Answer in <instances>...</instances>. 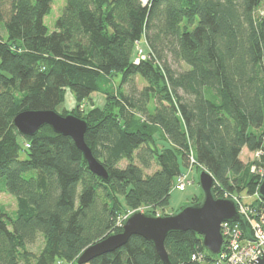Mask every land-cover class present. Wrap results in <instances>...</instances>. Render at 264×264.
<instances>
[{
  "label": "trees",
  "instance_id": "trees-1",
  "mask_svg": "<svg viewBox=\"0 0 264 264\" xmlns=\"http://www.w3.org/2000/svg\"><path fill=\"white\" fill-rule=\"evenodd\" d=\"M53 1L0 0V181L17 202L15 213L0 206V264H77L86 247L121 231L125 214L164 210L191 154L215 177V197L257 192L263 177L241 153L264 149V0H66L49 32ZM67 90L76 104L58 111ZM93 93L105 103L81 111ZM27 109L86 119L85 141L109 180L50 125L22 134L13 120ZM165 246L171 264H199L197 252L214 259L190 230L171 232ZM84 264L166 263L133 235Z\"/></svg>",
  "mask_w": 264,
  "mask_h": 264
},
{
  "label": "water",
  "instance_id": "water-1",
  "mask_svg": "<svg viewBox=\"0 0 264 264\" xmlns=\"http://www.w3.org/2000/svg\"><path fill=\"white\" fill-rule=\"evenodd\" d=\"M17 129L24 135H35L40 128L50 125L59 134L70 136L82 151L90 170L109 180V172L94 156L91 147L85 141L88 128L86 119L73 113L61 114L56 110L27 109L18 113L13 120ZM199 183L203 192L201 200L182 206L176 213L157 215L141 210H134L126 216L122 229L86 247L77 257V264H84L92 259L112 252L124 246L131 236L140 235L151 241L160 257L171 264L166 246V237L171 232L193 231L202 236L203 246L212 254H218L223 245L221 224L223 221L243 222L237 203L231 198L215 197L213 187L215 177L203 168ZM258 196L264 200V177L257 189ZM254 264H264V255Z\"/></svg>",
  "mask_w": 264,
  "mask_h": 264
},
{
  "label": "rangeland",
  "instance_id": "rangeland-1",
  "mask_svg": "<svg viewBox=\"0 0 264 264\" xmlns=\"http://www.w3.org/2000/svg\"><path fill=\"white\" fill-rule=\"evenodd\" d=\"M144 1L147 2L148 0H144ZM65 3H66V0H54L53 1L52 9H51L50 13L45 16V20H44L45 24L48 27L49 32H52L53 30L56 29V27H55L56 20L59 17V15L62 13V9H63ZM0 33H2V35H4V36H7V31L4 27L3 21H0ZM149 50L150 49L146 45V43L144 42V39H142L137 46V52L141 51V52L148 54ZM172 65L174 68H176L178 70H183L187 67L184 63H178V62H172ZM120 79H121V74H118L114 77V82L116 84H118ZM144 84L145 83L143 82V80H141L139 78L138 79L139 88L144 86ZM104 103H105V98L103 95H101L99 93H93L91 99L83 101L80 109H81V111L86 113V111L90 108V106H93V104L102 105ZM75 104H76V101H75L73 93L70 90H67L65 93V101L59 106L58 111H63V110L70 111L73 109ZM150 107L153 110V108H154L153 102L151 103ZM156 137L159 138V142H161L162 144H165V145L167 144L166 141H164V139H162L160 137L159 131L157 132ZM243 156H244L246 164H248V166L250 167V171L261 177V175H260L261 173H259V170L261 172V169L263 167L264 157H262L261 154H258L256 151H250L248 149L244 150ZM125 164H126L125 161L122 162V165H125ZM154 169L155 168L153 167L152 169L147 170V172L151 173L152 171H154ZM183 171L185 173H187L186 177L191 182L183 190L173 188V190L171 192L169 205L167 207H165L164 210L159 208L157 210V213H158L157 215H162L161 213H164V212L167 214L176 213L182 206L189 204L194 196L197 195V196L203 197V192H202V189H201V186L199 183L201 168H199L197 165H195L189 171V167L183 166ZM235 195H237L239 198L242 199V201H244L246 203H254L259 198L257 192L255 194H249L247 192V190H245V189L240 192V195H238V194H235ZM120 198H121L122 202L124 203L123 195H120ZM0 206H3L10 213H15V211L17 209V202H16L15 196L4 190V182L2 180L0 181ZM140 210L144 211V210H146V208L143 207V208H140ZM130 213H128L127 215H129ZM125 215L123 216V218L121 220L122 224L124 222V219L127 216V215L126 216ZM43 243H44L43 237H42V235H40L37 242L33 245H30V249L37 252L40 250ZM63 263L64 262L61 260L57 261V264H63ZM199 264H213V262L200 261Z\"/></svg>",
  "mask_w": 264,
  "mask_h": 264
},
{
  "label": "built area",
  "instance_id": "built-area-1",
  "mask_svg": "<svg viewBox=\"0 0 264 264\" xmlns=\"http://www.w3.org/2000/svg\"><path fill=\"white\" fill-rule=\"evenodd\" d=\"M142 2L144 4L147 3L144 0ZM138 54L141 57L149 56L147 53L141 51ZM256 152L264 157V149L257 150ZM190 164L189 171L196 164L193 154L190 155ZM259 173H261V177H264V162ZM186 174L182 173L176 178L175 188L183 190L191 182L186 177ZM225 198H231L237 203L238 211L243 217V222H222L221 232L224 241L221 251L214 255L213 264H254L259 257L264 255V207L258 208L252 206L242 201L237 195L228 192L225 193ZM242 223H246L249 232L242 227ZM205 256V252H197L192 255V259L203 261Z\"/></svg>",
  "mask_w": 264,
  "mask_h": 264
},
{
  "label": "crops",
  "instance_id": "crops-1",
  "mask_svg": "<svg viewBox=\"0 0 264 264\" xmlns=\"http://www.w3.org/2000/svg\"><path fill=\"white\" fill-rule=\"evenodd\" d=\"M245 149H247V148H244L242 153H241V158H242L243 161H245L244 156H243V152H244Z\"/></svg>",
  "mask_w": 264,
  "mask_h": 264
}]
</instances>
